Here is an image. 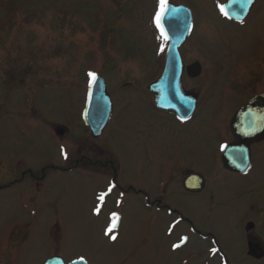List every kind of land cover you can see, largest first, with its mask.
Masks as SVG:
<instances>
[{
    "label": "rangeland",
    "instance_id": "rangeland-1",
    "mask_svg": "<svg viewBox=\"0 0 264 264\" xmlns=\"http://www.w3.org/2000/svg\"><path fill=\"white\" fill-rule=\"evenodd\" d=\"M171 1L193 13L185 60L204 65L199 79L185 78L200 102L184 122L147 90L163 59L160 0H0V264L55 254L87 264H264L244 255L239 227L240 214L259 213L264 241V154L244 178L225 174L218 154L241 86L254 70L263 75L264 0L243 25L222 18L221 0ZM90 73L105 78L113 103L98 138L81 116ZM43 167L36 187L22 177ZM189 170L208 176L199 194L182 189Z\"/></svg>",
    "mask_w": 264,
    "mask_h": 264
},
{
    "label": "flooded vegetation",
    "instance_id": "flooded-vegetation-1",
    "mask_svg": "<svg viewBox=\"0 0 264 264\" xmlns=\"http://www.w3.org/2000/svg\"><path fill=\"white\" fill-rule=\"evenodd\" d=\"M168 2H172L174 4H181V3H175L171 0H168ZM227 2V3H226ZM257 0H221V5H220V14L223 19L236 24V25H243L244 22L246 21L247 17L249 16L251 10L253 9V6L256 4ZM228 4L229 6L232 7L234 12L236 13V17H230L228 14L225 15L224 13L221 12V6L224 7V4ZM184 5V4H183ZM241 5H248V8L245 12L244 15H242L243 11L245 10L244 8L241 7ZM190 10V9H189ZM225 11V10H224ZM157 12V11H156ZM191 12V11H190ZM156 16V13H155ZM191 20H192V27L191 31L188 35V37L185 39L183 44L180 46V52L183 58V63H184V69L182 72V81L184 88L195 97V102H196V109L197 106L200 102V93L199 91L193 90L194 87H190L188 83L185 82V78L189 80H197L201 77L204 69V65L202 61L200 60H192L190 62H187L185 60V56L183 55V48L185 46L187 47L188 39L193 31V13L191 12ZM193 64H197L195 68L191 70H187L188 66H191ZM161 71V70H160ZM160 71L156 73V76L154 79L159 75ZM253 76H255V80L253 81V84L250 85L249 87H246L242 85L243 90H247L245 94H243V100L240 103V105L233 111L231 116L228 119L227 125L224 127V136L220 140V148H218V154H219V163H220V168L221 170L227 174V175H233V176H238L240 178H244L250 174V172L253 170L255 164L258 162L257 157L262 156L264 154V101H261L257 104L254 105V107L251 110L248 111H243L242 113H238V110L241 105H243L245 102L248 100L252 99L253 97L257 95H264V81L261 83V80L264 79V71L263 75L260 77L255 73V70L252 73ZM251 83V82H250ZM249 83V84H250ZM195 86V85H193ZM238 91V90H237ZM196 111V110H195ZM238 114V115H236ZM237 117L233 121V125H231V119L233 117ZM112 117V116H111ZM228 145H233V150L230 153L232 156H226V160L230 161L234 165V169H229L224 165V160L222 158L223 150L228 146ZM247 160L249 161L248 166L243 170L240 171L239 167L244 166V164L247 163ZM89 162L91 164H97L101 162V160H98L97 158H90L89 157ZM106 164V162L104 163ZM42 173L39 176H36V174H31L30 177L34 179L35 181V187L38 185L39 181L43 180L45 177V174L43 173L44 169L41 170ZM192 172H197L200 173L202 171H197V170H189L185 171V174H189ZM26 174V170L23 171L22 177ZM202 178H203V187L201 190L197 192H191L187 191L183 188L184 193L186 194H199L200 192L204 191L208 176L205 173H201ZM160 202V200H159ZM249 210H251L253 207L248 206ZM254 208H257L256 206ZM258 210V209H257ZM256 210V211H257ZM255 211V212H256ZM261 213V212H260ZM246 217L244 221L239 220L240 226L243 229V243L245 246V253L244 255L250 259L252 258L249 254H247V245L249 242L251 243H256L258 244L263 251L262 256L257 260H262L264 258V241L263 238L260 237L257 234V226L260 225V221L255 220L252 216L258 215L261 216L259 213H251L250 212H243L240 214L241 216ZM242 219V218H241ZM217 246H219L218 243H216ZM217 254L224 257L226 259V253L222 248L219 246L217 249ZM256 260V259H254Z\"/></svg>",
    "mask_w": 264,
    "mask_h": 264
},
{
    "label": "water",
    "instance_id": "water-1",
    "mask_svg": "<svg viewBox=\"0 0 264 264\" xmlns=\"http://www.w3.org/2000/svg\"><path fill=\"white\" fill-rule=\"evenodd\" d=\"M245 10L242 15L245 14L248 5H241ZM182 7L172 8L168 7L166 9V13L164 19L167 20L169 18L176 17L178 20L177 28L180 31V34L174 37L169 45L166 55V62L162 76L159 81L154 84L155 91L159 94V103L160 106L164 109L175 112L178 115L189 116L194 108V101L189 99L186 95V92L181 87L180 82V74L182 69V63L178 54V43L186 34L188 27L190 25V17L187 16L185 10L183 12ZM180 16H176V15ZM197 64H193L187 68V70H191L196 67ZM93 82V81H92ZM91 82V83H92ZM152 88V87H151ZM105 88L103 84L95 81L91 84V90L89 93L88 101L85 110L83 111V120L85 124L91 129L94 135L100 134L104 125L106 124L109 115H110V102L108 100ZM261 101H264V96H257L250 103H248L245 107H243V111L249 109V105H255ZM241 109V110H242ZM95 111V112H94ZM58 133H61V129L57 130ZM232 147H229L230 150ZM187 183L184 182V186L188 190H199L201 185L195 187V185H191L193 182L199 183V180L196 176L188 177ZM191 182V183H190ZM249 254H252L256 257L261 256L262 252L256 245L249 244ZM45 264H87L83 259L73 260L69 263H64V261L59 256H52L49 258Z\"/></svg>",
    "mask_w": 264,
    "mask_h": 264
},
{
    "label": "snow or ice",
    "instance_id": "snow-or-ice-1",
    "mask_svg": "<svg viewBox=\"0 0 264 264\" xmlns=\"http://www.w3.org/2000/svg\"><path fill=\"white\" fill-rule=\"evenodd\" d=\"M167 4H168V0H160V7H159V10L157 11L156 16H155L156 26H157V28L160 29L161 36L165 40L168 39V36L165 33V31H164V28H163V25H162V20H163V18L165 16V13H166ZM221 12L224 13L225 15H227V12L224 11V8L222 6H221ZM89 75L92 76L93 79L95 78V74L94 73H90ZM100 199H103V195L100 197ZM109 231H111V229H109ZM111 238L113 240L116 239L115 236H112ZM185 240H186V238H182L181 239V243H184ZM178 247H180V244L173 245V248H178ZM213 251H215V250H213Z\"/></svg>",
    "mask_w": 264,
    "mask_h": 264
}]
</instances>
